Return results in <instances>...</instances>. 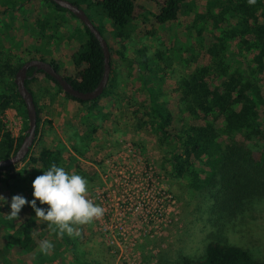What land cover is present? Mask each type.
<instances>
[{
  "label": "trees",
  "instance_id": "obj_1",
  "mask_svg": "<svg viewBox=\"0 0 264 264\" xmlns=\"http://www.w3.org/2000/svg\"><path fill=\"white\" fill-rule=\"evenodd\" d=\"M142 1L156 9L149 29L138 24L148 11L135 0H70L88 17L90 6L103 11L112 25L106 35L95 25L109 51L107 85L96 99L82 101L64 93L42 71L27 78L25 86L36 109L35 140L20 163L0 168V189L25 181L26 199L31 200L32 181L50 165L67 172L78 168V161L61 141L53 135L48 142L44 140V126L49 134H55L52 120L44 119L45 110L29 88L30 83L43 77L67 102L82 106L70 129L74 152L80 148L86 151L92 134L102 129L103 123L115 122L114 112L121 104L157 139L160 163L170 179L187 181L186 187L196 199V223L201 226L186 231L184 241L195 246L173 262L158 259L157 254V264H264L259 256L264 243V0L253 4L248 0H207L203 6L194 0ZM184 14L191 19L183 28L180 17ZM20 16L27 17L29 35L26 28L16 25ZM0 25L3 160L16 152L27 128L25 105L14 83L17 70L38 56L47 61L40 54L41 48L46 45L54 52L58 42L66 40L74 49L70 53L72 70L63 74L56 62H48L75 90L86 93L98 85L104 58L99 42L87 27L51 0H0ZM180 33H187L186 37ZM22 47L26 51H20ZM47 56L52 59L50 53ZM166 70L172 73L170 85L166 83ZM32 71L28 69L27 76ZM11 109L23 119L16 137L4 122L6 111ZM90 119L99 123L87 125ZM57 126L62 132L65 124ZM111 130L104 128L106 134ZM37 206L47 207L39 201ZM0 212V224H6L12 232L11 219L2 216L1 207ZM22 216L14 249L18 264H30L29 253L40 243L39 230L44 221L36 218L27 204ZM256 228L260 232L254 236ZM59 236L64 247L68 243L75 247L66 234ZM35 258L44 262L53 256L39 251ZM10 259L8 255L0 259V264H11Z\"/></svg>",
  "mask_w": 264,
  "mask_h": 264
},
{
  "label": "rangeland",
  "instance_id": "obj_2",
  "mask_svg": "<svg viewBox=\"0 0 264 264\" xmlns=\"http://www.w3.org/2000/svg\"><path fill=\"white\" fill-rule=\"evenodd\" d=\"M135 1L148 11L146 17L140 19L138 24L143 25L147 29L151 28L154 24L152 13L155 12V7L142 0ZM206 1L207 0H194V3L198 6H203ZM86 11L92 22L102 29L104 35L112 30V25L103 11L93 6H90ZM4 19L8 21V18ZM190 19L189 14H184L180 17L183 28L190 23ZM16 20V25L26 28V34L29 35L30 27H27V17L20 16ZM67 21L70 22L68 17ZM74 21L75 25L80 28L79 22L76 20ZM182 33H180L181 37L185 38L187 33ZM45 46L41 48L43 51L42 58L47 61L56 62L58 70L62 71L63 74H65V71L69 72L72 70L70 53L74 49L73 47H69V42L60 40L55 51L53 52L51 49L52 59L47 56V53H50V49ZM153 48L154 47L151 46V49ZM19 50L26 51V47H22ZM45 52L46 54L44 55ZM44 80L48 81L46 78H44ZM49 83L50 86H52V89L49 90L45 85H35L33 82L29 84V87L34 89L38 104L44 106V110L46 106L48 107V109L45 110L44 119L46 121L52 120L53 132L55 134H49L50 132L48 133L47 131L48 127L44 126V140L48 142L53 135V137L61 141L63 145L67 147L70 154L75 157L78 161V168L76 170H69V172L76 171L75 173L80 174L88 181V196L92 195L96 190L100 192V189H102V194L108 195V198L110 197L111 199L108 208L113 213V219L114 214L119 219L122 216L123 209L119 210L121 207L120 204L117 206L115 204L117 201L120 203V201L124 200L121 198L124 193L120 192V187L117 189V186H119L118 183H122L123 185L129 183L132 177L130 173L127 175L126 169L132 170L133 167L142 165L141 158H143L161 173L162 179L158 182L160 183L159 188L165 190L168 186L173 194V201L171 200L165 204L164 207L165 210L167 208V211L164 217H157L154 215V217L146 216L145 220L141 217L139 220V216L142 214L136 212L135 214L137 215L131 222L127 220L125 226L118 229L117 233H113L112 236L110 234L105 236L96 232L94 227L95 220L89 224L74 225V227L79 228V236H69L66 234L68 239L74 241V248H72L69 243L64 247L59 242L60 236L58 235V230L55 228L53 229V227H48V222L44 221V226L40 227L38 239L39 242L47 239L53 244V248L49 252L50 255L52 254L53 259L42 262V259L35 258L36 254L39 253V243L29 253L31 256L30 264H157V254L158 259L163 258L173 262L179 260L182 253H190V250L194 248L195 244L185 242L184 233L192 230L191 228L193 227L201 226L200 223H196V218H198L196 217V199L193 193L187 189L186 180H180L178 182H175V180L172 181L168 175V170H166L167 168L161 166V151L157 144V139L150 132V129L147 126L138 125L136 115H133L129 109L119 104L116 112H114L115 122L110 120L105 122V124L103 123L101 125L103 128L98 129L97 132L92 134L86 151L80 148L78 152H74L70 146V144H72L70 129L73 128L72 124L75 123H72V121H75L81 114L82 106L76 102H67L61 94L55 92L54 85H52L50 81ZM166 83L169 85L173 83L171 70H166ZM148 104L149 103L146 101V106ZM4 121L14 137L19 135L23 125L22 116L18 115L14 110H8L5 113ZM59 123L65 124V127L61 129L62 132L59 126H57ZM98 123V119H90L87 125H96ZM105 127L111 128L112 132L106 134L104 132ZM116 143L117 146H115ZM129 145L138 148L140 150V155L128 161L126 157L122 159L120 154L123 157V153L126 152ZM124 149L126 150L123 151ZM86 156L90 157L92 160L90 161ZM106 161L108 162L106 163ZM118 171H121L124 176L119 175ZM141 183L142 182L135 180L133 185L130 184V187H134V189L127 190V193L131 194V191L137 192L138 189H142ZM27 189L28 185L25 181L14 182L9 187L0 189V195L5 197L7 201V203L1 207L3 211L2 216H6V214L10 212L9 204L11 197L14 195H22L26 198ZM130 201L133 205L137 204L134 197H131L129 202ZM105 206L107 207V205ZM143 214L147 215V212L143 210ZM22 217L21 209L13 224V226L15 225L14 227L19 230L22 228ZM172 218L173 223L170 225H168V223L166 226L167 221ZM99 219L105 224L108 217H100ZM113 222V226H116V221ZM261 224V227H264V223ZM141 225L147 227L143 228ZM258 225H260V223H258ZM2 226L3 227L0 228V259L4 258L5 260L9 255L12 258L10 259L11 264H18L14 244L12 243L17 238V236L14 235L15 231L12 234L6 224ZM13 229L14 228H12V231ZM259 229L260 228H256L253 233L254 236L257 232H260ZM71 250H73V253ZM259 252V256L264 258V243L260 246Z\"/></svg>",
  "mask_w": 264,
  "mask_h": 264
},
{
  "label": "clouds",
  "instance_id": "obj_3",
  "mask_svg": "<svg viewBox=\"0 0 264 264\" xmlns=\"http://www.w3.org/2000/svg\"><path fill=\"white\" fill-rule=\"evenodd\" d=\"M249 4L255 0H248ZM32 197L27 200L22 195L11 197L7 214L9 219H17L18 214L25 204L35 213L36 218L48 222V227L58 230V235L79 236V228L74 225L91 223L104 215V208L94 204L88 198V181L80 174L67 172L63 167L52 164L41 175L32 181ZM47 205V207H38ZM7 203L5 197L0 195V207ZM53 244L45 239L39 244V251L48 254Z\"/></svg>",
  "mask_w": 264,
  "mask_h": 264
},
{
  "label": "built area",
  "instance_id": "obj_4",
  "mask_svg": "<svg viewBox=\"0 0 264 264\" xmlns=\"http://www.w3.org/2000/svg\"><path fill=\"white\" fill-rule=\"evenodd\" d=\"M125 150L126 149H124L123 151ZM138 155H140V150L134 147L133 145L131 146L129 145L126 152L123 153V157L121 154L120 157L122 159L126 157L127 160L129 161L131 158L138 157ZM108 161H106V163ZM141 161H142V165L133 167L132 170L128 168L126 169L127 175L130 173V176L132 177L129 183H125L124 185L122 183H118L119 186H117V189L120 187V192L124 193V195L121 196V198L124 200L120 201V203L119 201H117V203L115 204L116 206L120 204L121 207L119 208V210L123 209L122 216L119 219L115 214L113 219V213L108 208V204L110 203L111 199L110 197L108 198V195L102 194L103 193L102 189H100V192L96 190L92 195L88 196V198L91 199L94 204H98L104 208L105 210L104 215L101 218L108 217V220L107 222H105V224L102 223V220L99 218L94 219L95 220L94 227L96 232H98L99 234H103L105 236L107 234H110L111 236L113 233L116 234L118 229H121L123 226H125L127 220L131 222V220L137 215L135 214L136 212L142 214L139 216V220L141 217L145 220L146 216H150V217H154V215H156L157 217L165 216L167 208L165 210L164 206L166 203L170 202L171 200L173 201V194L171 193L168 186L167 189L165 190L159 188L160 183L158 182H160L162 179L161 173L152 164L147 163L145 159L141 158ZM118 174L124 176L121 173V171H118ZM135 180H137L138 182H142L141 183L142 189H138L137 192L131 191V194H128L127 190L134 189V187H130V184L133 185ZM131 197H134L136 199L138 205L137 204L133 205L131 204V201L129 202ZM105 205H107V207ZM143 210L147 212V215L143 214ZM113 221H116L117 223L116 226H113L114 224ZM172 223H173V218L167 221L166 226L167 224L170 225ZM141 226L143 228L147 227L144 225Z\"/></svg>",
  "mask_w": 264,
  "mask_h": 264
},
{
  "label": "water",
  "instance_id": "obj_5",
  "mask_svg": "<svg viewBox=\"0 0 264 264\" xmlns=\"http://www.w3.org/2000/svg\"><path fill=\"white\" fill-rule=\"evenodd\" d=\"M57 6L66 9L73 14L81 23L87 27L88 31L93 34L95 39L99 42L103 53V74L98 85L89 92L83 93L75 90L70 83L63 77L61 73H58L53 65L39 58L31 59L25 62L16 72L14 83L16 85L17 92L24 102L26 116H27V128L24 132V138L16 150V152L9 158L0 160V168L12 167L20 163L24 157L28 154L34 140L36 133V109L33 101V96L25 86V80L31 78L36 74V71H42L52 79H54L61 90L64 93L69 94L75 99L82 101H90L100 96L107 85L110 66H109V51L105 40L101 36L100 32L96 29L95 24L89 19L82 8L73 4L67 0H51ZM32 68L33 71L30 76H27L28 69Z\"/></svg>",
  "mask_w": 264,
  "mask_h": 264
},
{
  "label": "crops",
  "instance_id": "obj_6",
  "mask_svg": "<svg viewBox=\"0 0 264 264\" xmlns=\"http://www.w3.org/2000/svg\"><path fill=\"white\" fill-rule=\"evenodd\" d=\"M52 52V51H51ZM51 52H50V55H51ZM46 53V52H45ZM45 53H44V55H45ZM41 55H43L42 53H40ZM36 58H39V56L38 57H36ZM47 82V83H46ZM35 85H37V84H40V85H45L46 86V88H48V90L49 89H52V86H50V83H49V81H45L44 80V78H41V77H39L36 81H34L33 82ZM53 85V84H52ZM30 88V87H29ZM33 92H34V89L33 88H30ZM34 94H35V92H34ZM41 107H43L44 108V106H41ZM48 109V107L46 106V109L45 110H47ZM12 110V109H11ZM8 111V110H7ZM6 214V213H5ZM8 214V213H7ZM6 214V215H7ZM5 215H3V217H4ZM14 221L15 220H13V219H11V225L13 226V224H14ZM13 222V223H12ZM15 226V225H14ZM12 227V228H14L13 229V231L12 232H10V233H12L13 234V232L15 231V233H16V230H19L18 228H16V227ZM3 226L0 224V228H2ZM14 233V235H16ZM11 235V234H10ZM17 236V235H16ZM15 242V241H14ZM14 242H12L13 244H14ZM12 244V245H13Z\"/></svg>",
  "mask_w": 264,
  "mask_h": 264
}]
</instances>
